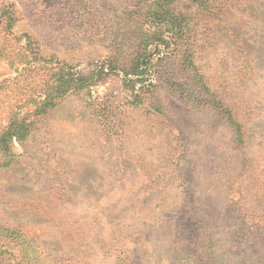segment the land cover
<instances>
[{"label": "rangeland", "instance_id": "rangeland-1", "mask_svg": "<svg viewBox=\"0 0 264 264\" xmlns=\"http://www.w3.org/2000/svg\"><path fill=\"white\" fill-rule=\"evenodd\" d=\"M4 9L0 134L30 133L0 151V264H264V0Z\"/></svg>", "mask_w": 264, "mask_h": 264}, {"label": "trees", "instance_id": "trees-1", "mask_svg": "<svg viewBox=\"0 0 264 264\" xmlns=\"http://www.w3.org/2000/svg\"><path fill=\"white\" fill-rule=\"evenodd\" d=\"M3 21L5 22V26L7 27V29L11 30V28L14 25V22L16 21V15L14 14L12 10L4 9L0 11V23H2ZM164 33H165V30L160 28L159 30L155 32L149 31L146 35L142 36L140 44L137 46V49L135 50V52L131 54L130 56L131 59L129 60L130 61L129 69L124 70L125 85L134 84L135 82H137V80H143V78H141L142 73L149 72V69L147 68V66H143L141 62V59L146 55L147 48L149 46L153 44L156 45L158 41L159 42L162 41L161 45L166 47L165 44L167 43V47H168L170 42L164 38ZM158 45L160 44L158 43ZM157 53L158 54L160 53L159 48L157 50ZM73 81L76 83L77 82L80 83L82 79L78 78V79H74ZM69 85L70 83H67L66 85L64 83L60 87V90H58L59 91L58 95L62 96L66 92L75 89ZM140 97L141 96L139 94L136 95V98H140ZM54 105L55 104L51 102L50 100L49 101L46 100L44 101V104L42 103L41 109L45 108V110H47V108L53 107ZM224 111L229 112V110H224ZM227 117L232 122L233 126L237 127L234 130L235 134L242 135V127L239 126V121H237V119H235V117L231 115V112L227 113ZM29 133H30V124H28L26 121L18 120L17 114H16V116H13L11 118V122L8 128L2 134H0V151H7L9 149V143L13 141V139L17 140L19 138H24Z\"/></svg>", "mask_w": 264, "mask_h": 264}]
</instances>
